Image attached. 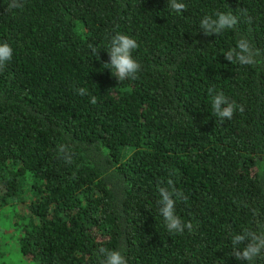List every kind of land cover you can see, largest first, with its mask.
Masks as SVG:
<instances>
[{"label":"trees","instance_id":"obj_1","mask_svg":"<svg viewBox=\"0 0 264 264\" xmlns=\"http://www.w3.org/2000/svg\"><path fill=\"white\" fill-rule=\"evenodd\" d=\"M9 2L0 0V43L13 49L0 70V208L25 209L20 254L101 264L106 248L128 264H247L231 238L264 231V0H183L182 13L167 0H22L7 12ZM216 12L239 23L205 36L200 21ZM118 32L139 45L134 81L103 68ZM241 40L259 50L256 64L224 58ZM210 88L244 111L221 122ZM169 178L192 232L166 229L158 187Z\"/></svg>","mask_w":264,"mask_h":264},{"label":"clouds","instance_id":"obj_2","mask_svg":"<svg viewBox=\"0 0 264 264\" xmlns=\"http://www.w3.org/2000/svg\"><path fill=\"white\" fill-rule=\"evenodd\" d=\"M168 7L176 12L182 13L187 10L186 4L183 0H167ZM23 6L22 0H10L6 11L11 12L13 9H19ZM239 23V18L233 15L232 12H216L213 15H205L200 21V29L203 30L205 36L218 35L225 30L233 29ZM139 47L135 38L123 34L116 33L110 39V47L107 51L109 61L103 63V68L110 69L112 75L119 81L136 80L138 73L141 71V64L133 58V50ZM98 51L92 48V55L98 57ZM260 55L259 50L253 49L246 40H241L237 44V48L228 50L224 58L231 64L240 65H254L257 63V57ZM13 58V49L8 42L0 43V70H3ZM80 96L87 95L86 88H78L76 90ZM214 88L208 90L209 95L212 96L213 111L221 122L224 120H231L237 110L244 111L243 106L236 104L235 101H229L228 97L223 92H217L215 95ZM92 104L97 103L96 97H91ZM57 152L60 158L66 164L73 162V154L70 145L61 143L57 145ZM167 186L158 187L160 199L158 201L160 207L159 212L165 221L166 229L171 233L182 234L185 229L189 232L194 231L191 222H183L179 216L175 214L176 201L179 199L186 200L182 192L170 190L173 186V180L168 179ZM232 256L236 260L246 261L247 264L260 257L264 253V231L259 233L245 230L242 233L235 234L231 238ZM243 245V249H240ZM100 253L103 255L101 264H128V261L120 251L109 250L101 248Z\"/></svg>","mask_w":264,"mask_h":264},{"label":"rangeland","instance_id":"obj_3","mask_svg":"<svg viewBox=\"0 0 264 264\" xmlns=\"http://www.w3.org/2000/svg\"><path fill=\"white\" fill-rule=\"evenodd\" d=\"M16 204L0 208V264H38L24 257L17 247V237L25 223V209Z\"/></svg>","mask_w":264,"mask_h":264}]
</instances>
